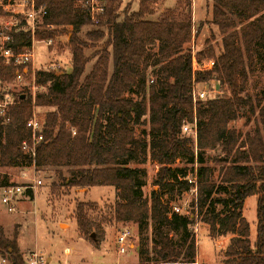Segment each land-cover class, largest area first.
Masks as SVG:
<instances>
[{
	"label": "trees",
	"instance_id": "trees-1",
	"mask_svg": "<svg viewBox=\"0 0 264 264\" xmlns=\"http://www.w3.org/2000/svg\"><path fill=\"white\" fill-rule=\"evenodd\" d=\"M81 1L37 0L48 14L35 37L56 40L68 35L72 70L37 71V86L45 91L36 96L19 93L7 113L0 116V167H34L37 172L55 169L60 175L68 168L71 176L62 178L70 188L115 187L120 198L114 208L117 221L142 227L151 219L158 226L154 260L159 264L197 262L194 216L177 213L165 199L167 194L190 191L192 185L186 178L194 174L198 178V209L210 236L233 235L223 264H264V89L257 97L247 92L258 55L264 58V0H213V23L223 36V51L217 54L213 45L200 51L198 60H213L214 66L197 72L193 51L187 47L195 38L193 0H177V6L164 10L157 20L149 17L157 13L160 0H139V9L127 10L123 17V0H107L98 24ZM24 24L10 32L16 52L33 45V35L22 29ZM92 25H97L96 29L81 37L80 31ZM96 43L99 49L87 55L86 49ZM154 49L157 53L152 54ZM93 57L97 60L88 72ZM28 68L31 74L32 65ZM24 70L25 66L7 65L0 57L2 83H12L17 72ZM210 82L227 88L230 95L195 104V86ZM38 107L51 110L41 117L45 140L32 156L21 146L32 137L27 123ZM251 115L256 128L244 136L232 124ZM146 116L149 139L138 138L135 126L145 122ZM194 122L197 147L183 132L186 124ZM219 149L214 160L224 165L217 183L206 154ZM147 154L161 165L156 181L160 190L150 199L145 197L139 169L130 166ZM181 158L188 159L191 170L173 167ZM11 184L7 175L0 179V186ZM28 192L34 195L32 190ZM219 193L224 196L218 199ZM254 196L257 234L253 242L244 206ZM95 207L93 202H80L75 216L81 235L88 239L95 232L97 243L105 230L102 222L89 214L88 208ZM166 229L182 231L180 245ZM17 239V232L11 239L0 225V255L22 264L24 255Z\"/></svg>",
	"mask_w": 264,
	"mask_h": 264
},
{
	"label": "rangeland",
	"instance_id": "rangeland-1",
	"mask_svg": "<svg viewBox=\"0 0 264 264\" xmlns=\"http://www.w3.org/2000/svg\"><path fill=\"white\" fill-rule=\"evenodd\" d=\"M160 0L157 6L158 11L155 15L149 17L150 20H157L161 11L166 5L170 8L174 5L173 0ZM11 10L0 8V31L7 23H22L23 19L16 13L22 8L15 5ZM139 9V0H123L121 17L125 11H137ZM194 11V34L195 38L187 47L191 48L197 54L208 45L216 48L217 54L223 51V36L217 25L213 23V0H193ZM159 13V14H158ZM195 13L197 18L195 19ZM97 25L86 26L80 31V36L86 38V33L96 29ZM92 43V42H91ZM34 49L36 52L35 61L32 64V72L51 68L56 64V70L61 72H70L72 70V50L68 35L59 36L53 46H47L43 40L35 37ZM99 49V44L86 49L87 55H92ZM152 54L157 50H151ZM97 57H93L88 65V72L92 70ZM255 71L250 76L247 92L253 97L260 96L264 89V58L262 54L258 55L255 63ZM152 69V68H151ZM150 69V70H151ZM32 72L26 77L25 83H18L15 80L12 83H2L0 81V94L10 93L16 98L19 93L36 95L45 89L38 88L33 90ZM151 77V75H150ZM154 77V76H153ZM150 84V82L148 81ZM199 88L207 91V97L229 96L230 91L227 88H220L216 82L200 83ZM134 97L138 98L134 95ZM50 108L38 107L35 109L40 117L44 118ZM145 122L135 126L136 136L138 138L147 137L146 131H149L148 116L144 117ZM143 120V121H144ZM240 130L245 136L247 133H253L256 128L255 116L239 119L232 124ZM149 139V137H147ZM191 145H195L194 141ZM220 154L219 150L208 151L206 154L207 165L212 167L213 180L220 183L221 168L224 164L218 163L214 158ZM146 158V160H143ZM130 166L139 169L138 177L143 183L145 197L150 199L154 191H159L157 184L161 165L150 158V155L141 156L136 161L130 163ZM174 168L192 169V164L187 158H181L173 164ZM60 175L55 169L35 171L32 167H0V174L8 173L11 179V185H26L36 178L41 179L43 184L36 188L34 196L27 191L23 192L20 200L14 203L16 210L9 212L7 206L0 199V225L3 226L7 236L14 238L18 233V246L20 253L28 256L33 251L43 253L45 257L52 256L54 264H159L154 258L155 242L158 227L151 219L142 227L133 222H119L115 219L114 208L116 202L120 199L118 191L113 186H94L89 188H70L64 185V177L69 178L71 173L68 168L61 170ZM63 177V178H62ZM88 191V192H87ZM198 195L196 192L183 191L176 195L165 196V199L183 208L187 214L194 216L195 225L192 228L195 231L198 245L197 261L199 264H219L226 260V249L232 238V234L219 239L210 236L209 226L203 222V216L198 209ZM222 193L216 197L221 198ZM80 202H93L96 207L89 209L90 216L102 222L105 234L100 242L95 243L94 238H84L81 235L75 209ZM218 208H222L218 205ZM185 215V214H184ZM244 216L251 224V239L256 240L257 225V197H250L246 200L244 206ZM130 228L133 237L131 242L134 246L125 254L119 253L117 238L119 231L123 228ZM173 241L180 245L183 238L182 231H172L166 229ZM95 233V232H93ZM92 233V234H93ZM95 233V239L96 237ZM140 247L137 250V247ZM71 250L67 254L66 249ZM145 262V263H144ZM50 263V262H49Z\"/></svg>",
	"mask_w": 264,
	"mask_h": 264
},
{
	"label": "built area",
	"instance_id": "built-area-1",
	"mask_svg": "<svg viewBox=\"0 0 264 264\" xmlns=\"http://www.w3.org/2000/svg\"><path fill=\"white\" fill-rule=\"evenodd\" d=\"M81 4L84 8L87 9L89 14L91 15V19L93 22H99V17L106 12L107 7V0H84L81 1ZM18 5L22 9L17 12V15H20L25 21V24L22 29L25 31H29L33 35V45L31 47L23 48L21 52H16L14 50L13 44L14 39L13 36L10 34L14 28H17L19 23L10 22L7 23L5 27H3L2 31H0V57L4 60L7 65H14V66H25L24 71H18L17 77L15 79L18 83H25L26 77L30 74L29 73V64H33L35 61L36 52L34 49V41L36 31L43 25L44 19L48 14L46 7L38 6L37 0H0V8L3 10H11L10 8ZM50 28L53 26L49 25ZM47 46H53L55 44V39H47L43 40ZM56 64L52 65L51 68H46L44 70H56ZM214 66L213 60H204L199 61L197 58V53L193 52V69L194 72L197 71H204L212 69ZM33 68V67H32ZM33 77V90L38 89L36 82V72H32ZM154 82V80H151ZM28 84V83H25ZM200 84V83H199ZM199 84H197L193 91V99L194 103L196 104L198 100L207 99V91L202 90L199 88ZM36 96V95H35ZM16 99L10 93H5L2 97H0V116H4L7 113V110L11 105L15 103ZM28 128L31 130L32 137L30 140H24L22 143V150L27 153L28 155L35 156L37 146L45 140L44 136V121L43 119L34 111L33 116L27 123ZM184 134L191 136L194 140V143L197 147V123L194 122L193 124H186L183 130ZM75 133V131H74ZM35 171L36 169L32 167ZM186 180L192 185V191L198 194V178L194 174H190ZM43 184L41 179H35L34 181L29 182L26 185H12L3 189L0 199L2 203L7 206L9 212H14L16 207L14 203L18 201L19 196L23 192H28V190H32L33 193L36 191V188ZM29 193V192H28ZM173 210L177 213L189 215L183 211V208L173 204ZM133 237V233L130 228H123L119 231V235L117 238L118 246H119V253L125 254L131 248V239ZM0 264H19L16 263L9 255H0ZM22 264H50L47 257L43 253L38 251L31 252L28 256L24 255V262ZM196 264H199L197 261ZM223 264V263H219Z\"/></svg>",
	"mask_w": 264,
	"mask_h": 264
},
{
	"label": "crops",
	"instance_id": "crops-1",
	"mask_svg": "<svg viewBox=\"0 0 264 264\" xmlns=\"http://www.w3.org/2000/svg\"><path fill=\"white\" fill-rule=\"evenodd\" d=\"M163 1V0H162ZM161 1V2H162ZM173 2H174V5H176V3H177V0H173ZM160 3V2H159ZM159 5V4H158ZM157 5V6H158ZM171 6L170 5H166L164 8L166 9V8H170ZM157 11H158V8H157ZM164 11V10H163ZM163 11H161V13L163 12ZM159 14V13H158ZM197 18V13H195V19ZM6 168H9V167H6ZM12 168V167H11ZM9 176V174L8 173H5V174H0V179H3V177L4 176ZM9 186H12V185H7V186H0V195H1V193H2V191H3V189L4 188H6V187H9ZM88 190V189H87ZM88 192V191H87ZM31 195V194H30ZM32 196V195H31ZM34 196V195H33ZM18 200H20V198L18 199ZM131 246H134V244L133 243H131ZM140 249V247L138 246L137 247V250H139ZM66 252H67V254H71V250L70 249H66ZM26 256V255H25ZM48 261L50 262V264H54V260H53V257L52 256H49L48 257Z\"/></svg>",
	"mask_w": 264,
	"mask_h": 264
},
{
	"label": "water",
	"instance_id": "water-1",
	"mask_svg": "<svg viewBox=\"0 0 264 264\" xmlns=\"http://www.w3.org/2000/svg\"><path fill=\"white\" fill-rule=\"evenodd\" d=\"M92 237L95 238V233L92 234Z\"/></svg>",
	"mask_w": 264,
	"mask_h": 264
}]
</instances>
